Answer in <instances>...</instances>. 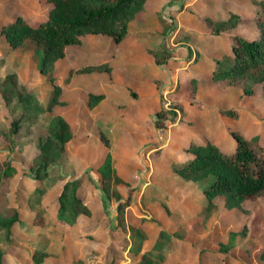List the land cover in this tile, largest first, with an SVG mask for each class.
<instances>
[{
	"label": "rangeland",
	"instance_id": "obj_1",
	"mask_svg": "<svg viewBox=\"0 0 264 264\" xmlns=\"http://www.w3.org/2000/svg\"><path fill=\"white\" fill-rule=\"evenodd\" d=\"M252 6L251 0H145L128 21L125 42L83 34L80 44L67 46L52 66L60 93L49 110L51 86L38 70L40 49L28 43L12 49L0 35V83L15 72L23 92L9 103L0 94V128L19 114L37 120L27 135L18 132L14 153L0 138V157H10L16 170L8 202L21 208L23 219L10 239L0 228V248L11 243L15 249L4 264H135L143 250H160L180 264H264V198L244 200L245 210L216 199L208 209L202 182L185 180L172 168L190 155V144L210 141L231 152L230 131L256 135L264 145V97L257 87L247 94L243 82L188 83L192 75L208 77L214 60L228 52V41L210 37L205 16L223 17L226 7L235 8L243 19L221 33L248 38L257 34L244 18ZM47 7L45 0H0V25L17 15L33 23ZM163 48L167 59L156 62L153 51ZM52 115L62 116L72 137L63 158L36 179L30 170L35 138ZM106 154L119 181L103 190L98 167ZM76 178L89 213L67 221L58 217L57 195ZM114 189L125 201L123 228ZM33 251L41 253L39 260Z\"/></svg>",
	"mask_w": 264,
	"mask_h": 264
},
{
	"label": "trees",
	"instance_id": "obj_2",
	"mask_svg": "<svg viewBox=\"0 0 264 264\" xmlns=\"http://www.w3.org/2000/svg\"><path fill=\"white\" fill-rule=\"evenodd\" d=\"M45 1L48 7L44 18L31 23L17 15L14 19L0 25V35L12 49L18 47L24 50L26 43L36 50L40 49L38 70L46 75L51 86L45 104V109L49 110L58 102L60 93V86L51 72L52 66L57 59L66 54L67 46L80 44L83 34L106 37L115 44L125 42L130 37L128 21L134 13L142 9L145 0ZM251 2L253 5L251 12L244 18L255 24L257 31L255 36L245 38L240 34L225 36L221 33L243 19L241 12L235 8L226 7L227 14L223 17L205 16L206 24L211 28L210 37L228 41V52L222 58L214 60V67L208 77L190 76L188 83L191 88H194L198 81L223 85L243 82L248 84L243 88L245 93L252 94L257 87L261 96L264 97V0H251ZM162 51V53L153 51L156 62L166 61L167 58H163L162 55H166L168 51L164 48ZM22 93L16 73L6 74L0 83V94L4 101L9 103L15 97L20 98ZM40 110L33 109L36 114ZM20 116L19 114L13 118L7 127L0 128V138H3L11 153L16 152L15 147L20 142L17 138L18 132L21 130L27 135L30 127L37 121L22 120ZM156 124L163 126L159 124V120ZM44 129V132L36 135L37 152L30 164V170L36 179L45 178L48 174L46 171L48 164L63 158L65 144L72 137L69 124L60 115H52ZM230 135L234 142L231 152L221 151L210 141L190 144L188 146L190 155L185 156L172 167L183 179L202 182L199 192L204 196L208 209L216 206L214 203L216 199L221 200L227 208L237 206L245 210L242 206L244 200L264 198V145L260 144V139L256 135L245 138L236 131H230ZM98 168L103 190L112 181L114 183L119 181L108 154ZM15 172L12 159L7 156L0 157V228L6 231V239H10L13 226L23 225V219L20 217L21 208L8 202L10 180ZM79 182L80 180L76 178L62 184L57 195L59 218L72 221L80 213H89L86 204L77 195ZM114 192L115 198L118 199L117 223L123 228L122 208L125 201H121L116 189ZM33 215L36 221H42L38 211H34ZM12 246L9 243L3 249L0 248V264H4L5 260L12 256L11 252L15 250L11 248ZM228 248L219 249V252H224ZM139 251L138 248L134 250V252ZM31 256L37 261L41 253L33 251ZM259 258L264 260V249L259 252ZM134 263L180 264L178 261H167L166 255L160 250L156 252L143 250Z\"/></svg>",
	"mask_w": 264,
	"mask_h": 264
}]
</instances>
